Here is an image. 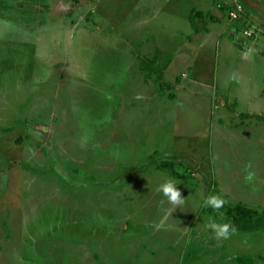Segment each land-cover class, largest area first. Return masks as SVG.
Wrapping results in <instances>:
<instances>
[{
    "label": "rangeland",
    "instance_id": "rangeland-1",
    "mask_svg": "<svg viewBox=\"0 0 264 264\" xmlns=\"http://www.w3.org/2000/svg\"><path fill=\"white\" fill-rule=\"evenodd\" d=\"M118 3L0 0V264H264L263 231L208 227L264 210V60L240 52L264 44V0H216L220 25L205 8L178 42ZM158 50L161 82L142 65Z\"/></svg>",
    "mask_w": 264,
    "mask_h": 264
},
{
    "label": "crops",
    "instance_id": "crops-1",
    "mask_svg": "<svg viewBox=\"0 0 264 264\" xmlns=\"http://www.w3.org/2000/svg\"><path fill=\"white\" fill-rule=\"evenodd\" d=\"M159 0H119L120 4L117 8L120 11V13L117 15V17L121 14H127V13H136V18H139L138 20L142 19L143 24H149V23H155L161 14H164V17L166 19H169L170 21H166L164 24L167 26L170 32L174 34L173 37H170L169 40H172L173 42H178L183 39V36L185 40H194L199 37L196 36L197 31L200 34V23H199V16L201 13V10L205 8H209L211 10V20L215 23L216 26L220 25V22L222 21V16L218 12H216V8H212V4L216 0H163V4H158ZM87 4L86 7L88 10H91V17L93 18V13L96 12L100 7L101 0H86ZM186 3H190L187 6ZM78 7L75 8H81L84 5H77ZM81 6V7H80ZM215 12V13H214ZM207 14V13H206ZM104 15H107L104 13ZM112 16V14L107 15ZM126 19H122L120 21V24H126ZM94 22V21H93ZM133 23V22H130ZM95 24H98L95 22ZM264 24V23H263ZM197 26V27H196ZM102 32L104 31L103 28H99ZM220 29V28H219ZM118 31V29H117ZM209 32V29L207 30ZM153 32V31H151ZM122 34L121 32H119ZM154 33V32H153ZM154 34H152L153 36ZM261 37V36H260ZM259 38V36H258ZM149 41V38H147ZM264 41V39H262ZM261 40L256 43H250L249 40L245 41V50H240L242 54L245 55L246 60L245 63L247 64V68L250 69V63L254 58L260 60H264V56L260 57V54L264 52V48H259ZM161 50L157 51V54L152 57L151 59L158 57L160 55ZM185 52L183 51V54ZM147 58V57H144ZM150 59V57H149ZM161 63V59L159 60ZM254 61V60H253ZM258 62L254 61V64H257ZM190 64V63H189ZM253 64V65H254ZM256 65H254L255 67ZM257 67V66H256ZM167 70V69H166Z\"/></svg>",
    "mask_w": 264,
    "mask_h": 264
},
{
    "label": "trees",
    "instance_id": "trees-1",
    "mask_svg": "<svg viewBox=\"0 0 264 264\" xmlns=\"http://www.w3.org/2000/svg\"><path fill=\"white\" fill-rule=\"evenodd\" d=\"M231 10V7L229 8ZM197 27V26H196ZM160 57L153 59L143 58V69L147 71L149 79H155L161 82L166 73V66L161 63ZM171 174L174 178H183V175L171 168ZM228 224L234 227L235 230H240L247 234L254 232H264V210L258 211L257 209L250 208L244 204L239 203L236 208L228 212ZM241 264H252L251 258H238Z\"/></svg>",
    "mask_w": 264,
    "mask_h": 264
},
{
    "label": "clouds",
    "instance_id": "clouds-1",
    "mask_svg": "<svg viewBox=\"0 0 264 264\" xmlns=\"http://www.w3.org/2000/svg\"><path fill=\"white\" fill-rule=\"evenodd\" d=\"M157 191L162 192L174 208H180L185 203L184 198L181 197L177 182L173 179H167L158 187ZM224 203L225 201L221 197L211 196L205 201V207L220 209L223 207ZM208 227L215 232L217 238L227 239L231 235V232L235 231L234 227L228 223L218 224L213 222L210 223Z\"/></svg>",
    "mask_w": 264,
    "mask_h": 264
},
{
    "label": "built area",
    "instance_id": "built-area-1",
    "mask_svg": "<svg viewBox=\"0 0 264 264\" xmlns=\"http://www.w3.org/2000/svg\"><path fill=\"white\" fill-rule=\"evenodd\" d=\"M243 13H244V7L242 4L240 3H237L236 6H232L231 7V10H230V16L237 20V19H240L242 18L243 16ZM259 32L258 34H262L263 33V30L258 28L257 26H254L253 28H247L246 30V35L249 37V38H252L253 36H255V34Z\"/></svg>",
    "mask_w": 264,
    "mask_h": 264
}]
</instances>
